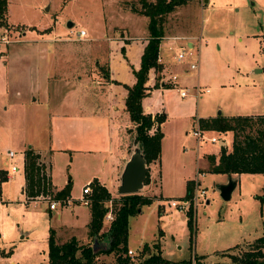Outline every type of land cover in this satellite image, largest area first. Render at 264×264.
I'll return each mask as SVG.
<instances>
[{
	"label": "rangeland",
	"instance_id": "374dc122",
	"mask_svg": "<svg viewBox=\"0 0 264 264\" xmlns=\"http://www.w3.org/2000/svg\"><path fill=\"white\" fill-rule=\"evenodd\" d=\"M7 4V26H0V166L10 171L13 163L18 164L20 169L13 181L20 182L23 163L19 144L26 136L32 135V126L40 122L36 120L46 116L48 109L52 113L66 111L68 115L77 111L73 105L74 92L66 96L68 103L59 108L52 104L47 107L38 105L35 112L31 106L8 105V101L15 98L16 90L26 100L27 90L36 81V59L29 54L37 52L42 44L49 49L63 51L72 48L83 52L84 61L78 64L72 59L82 55L76 57L65 52L58 57L61 65H58L56 73L63 76L66 95L68 86L76 80L74 76L84 73L82 69L77 73L74 71L82 62L88 69L97 58L95 71L99 80L101 74L106 73L107 65L106 61H100V64L98 55L106 56L107 43L119 36L148 37L149 18L139 12L140 0H7ZM164 17V37L158 53L170 66V75L186 72V83L177 80L180 85L188 87L190 93L200 89L203 95L190 109L189 97L186 100L180 98L171 85L165 86L168 88L165 97L159 95L167 106L160 161L156 165L162 179L157 178L156 194L151 193L152 187L140 190L153 200L130 216L127 244L134 249L132 259L135 261L148 252L156 251L154 245L158 242L163 255L174 262L172 264H193L194 254H207L209 261H214L211 264H229L231 258L221 250L236 244L229 251L241 253L263 233L264 173L232 175L209 170L204 153L219 150L221 144L212 143L208 137L219 135L209 129L205 131L197 150L196 137L192 133L196 127L193 119L216 115L219 110L223 115L264 111V0H187ZM68 21H73V25H68ZM80 27L86 29L85 38L75 36ZM187 35L200 37L195 38L193 51L199 56V73L186 70L192 55L179 61L176 49L169 47L168 41L174 36ZM185 42L186 39L179 40L177 45H185ZM6 55L10 59L4 64ZM258 68L260 70L255 71ZM156 75L160 76L159 84L164 75L160 71H156ZM9 81L10 89L6 93ZM206 88L209 91H205ZM182 109L193 113L181 116ZM152 128L154 130L156 125ZM125 132L127 149L131 152L135 146L134 131L127 128ZM222 138L230 145V134ZM8 149L16 151L13 158L8 156ZM69 152V149L60 150L54 155L53 180L60 185L67 172L72 175L74 172L76 177H71V191L77 194L82 188L86 158L76 157L70 168L67 161ZM196 175L201 179L200 188L205 190L206 196L203 202L193 203V225L189 226L186 209L173 207L170 201L182 198L187 180L196 178ZM230 177L237 178L238 183L231 197L224 199L219 193V185ZM0 181L4 190L7 187L4 183L7 185L8 181ZM6 194L2 191L0 195V264H47L48 228L55 225L42 212L49 203L48 199L40 200L37 206L26 205L17 186L10 190V196ZM53 194L51 190L48 197L55 198ZM120 194L117 193L116 197ZM107 204L110 208L115 206L110 200ZM61 206L58 205L57 209ZM107 213L101 230H106L112 219ZM70 219L71 216L62 223ZM72 223L76 225L73 232L80 238L78 241H83L86 234L92 237L88 230L85 232L87 227L82 218ZM61 228L62 234L55 233L57 242L64 241L63 228L68 230L69 224ZM99 237L95 243V250H98L96 260L113 261V252H100L108 244V238ZM145 243L149 249L142 252ZM261 261L264 263V256Z\"/></svg>",
	"mask_w": 264,
	"mask_h": 264
},
{
	"label": "crops",
	"instance_id": "0c3cea01",
	"mask_svg": "<svg viewBox=\"0 0 264 264\" xmlns=\"http://www.w3.org/2000/svg\"><path fill=\"white\" fill-rule=\"evenodd\" d=\"M42 37V36H41ZM183 39H186L189 45L192 47V52L196 46L195 38H200L199 36L187 35L181 36ZM147 36H119L116 40H110L107 43L106 47V56L99 54L98 61H106L108 76L105 73L101 74V78L97 79V58L93 61L92 67H86V63L82 62L74 71L76 73L82 69L84 73L78 74L74 76L76 78L75 82L71 83L68 86V92L65 95V87L62 83V74H57L56 70L58 65H61L59 62V55L63 56L65 52H70L71 55L76 57L81 56V58L72 59L73 63H80L84 61L83 52L77 51L76 49L67 48L66 50L60 51L56 48L49 49L45 48L43 44L41 48L35 52L30 53L29 56L36 59V81L33 85L29 87V92L27 94V99L24 100V96L21 95L19 90H16V96L13 100L8 101V105L11 106H20V107H47L49 105H54L56 108L64 106L65 103H68L66 96L74 92V100L73 105L74 108L77 109L76 112L68 115L65 113H61L59 111H55L52 113L50 109L47 110L46 116H43L39 123H35L32 127H34L33 133L30 137H25L23 142L19 144V148L22 150V172L23 175L21 177L20 182L13 181L15 178V174L19 171L20 167L16 170H8L6 167H1L0 170V180L3 179L8 181L7 185L4 183L5 187L3 190L2 181H0V195L2 191L7 193L6 195L10 196V190H12L15 186L19 188V193L21 194L24 203L26 205L33 204L37 206L40 203V200H46L40 197L28 199L25 195V183L26 180L24 178V150L27 147L32 146L36 152L40 154V162L46 164L48 180L51 183L52 191L56 192L61 189L68 181V178L71 179L74 175V179L76 174L74 172L73 175L70 172H67L66 177H63L61 184H55L53 180L54 167L56 164L53 162L54 155L58 153L60 150L66 151L70 150L68 157V167H72L74 164V159L79 157L86 158V171L84 175L81 177L83 179L82 188H80L77 194H74L70 189L69 194L64 199L54 198L59 200L61 203H58L54 208L49 206V203L46 207H43L42 212L44 211L47 216H49V220H52L55 225H50L54 229V233H60L61 227H64L69 224V229L66 230L63 228V233H65L64 241H67L71 236H76L73 232L76 228V225L72 222L74 220L83 219L85 222L86 230H88V222L91 219L90 208L88 203H83L82 197L84 194L82 193V189L85 183L90 182L93 178L99 180V182L103 183L110 191L113 197L117 196V188L120 183V173L121 170L128 158L130 151L127 149L128 143L125 142L127 140L126 130L127 128L132 131L134 125H132L129 119V112L125 107V97L127 95V89L123 85L128 84L131 85L135 81V76L132 71V68H138L140 65L141 54L143 51V47L147 42ZM126 39V41L124 40ZM173 40V39H172ZM169 40L168 42H171ZM70 44V43H69ZM123 48V51H122ZM89 54V53H88ZM192 55L190 58V62L194 60V58L198 57V64L196 68H191L190 65L187 66V71L190 72H198L199 73V56L196 53L188 54ZM160 62L162 65L161 72L164 76H162V80L159 84H156V71L152 67L150 71V76L145 83L147 89V95L142 99V107L146 113L152 114L158 112H164L167 115V106L164 105V102L159 98V95L165 97V93L168 88L165 86H173L179 97L186 100L189 97L190 107L194 101L197 100L198 97L202 96L197 94V89L192 90V93H188L187 96L182 97L179 93L180 88L183 87L178 83V81L182 83H186V72H179L173 75H170V66L166 63L160 53ZM101 58V59H100ZM10 57L5 56L4 64L9 61ZM184 60V59H183ZM66 61V60H64ZM182 61V60H181ZM1 62V61H0ZM69 62V61H67ZM100 62V64H101ZM63 63V60L61 61ZM92 68V69H91ZM11 70V67H10ZM260 70L255 69V71ZM58 71V70H57ZM87 71V72H86ZM154 73V74H153ZM57 74V76H55ZM100 75V73H99ZM174 76V77H173ZM170 79V80H168ZM178 80V81H177ZM117 81V82H114ZM9 83H6V93H9ZM209 89V88H208ZM194 91V92H193ZM209 91V90H206ZM5 92V90H4ZM73 97V96H72ZM192 99V101H191ZM37 109H35V112ZM64 112V111H63ZM264 112V111H263ZM51 113V114H50ZM193 112L189 110L185 111L184 109L180 110V115H191ZM221 113V110L217 112ZM262 113V112H260ZM260 113H242V114H260ZM226 115H235V114H226ZM179 116V117H181ZM207 116H213V114H208ZM201 116V117H207ZM200 117V116H199ZM196 119V118H195ZM195 119H193V123L195 124ZM166 120V119H165ZM165 120H163L161 124L164 126ZM44 124L42 125V123ZM39 124V125H37ZM156 124H154L155 126ZM218 133L219 136H224L225 134H230L232 139V132L226 131L225 133H219L215 130H211ZM163 132V130H162ZM134 133V132H133ZM67 137V138H65ZM65 138V139H64ZM70 141V142H69ZM197 141V150L199 140ZM161 142V140H160ZM29 143V144H28ZM232 143V140H231ZM230 145H227V140L225 141V146L230 149ZM162 147V146H161ZM221 148V147H220ZM219 150H207L204 153L205 164L208 168L209 162L208 158H206V154L213 153L216 156L218 155ZM8 151H12L8 149ZM14 153L12 156L8 154L10 158H13L16 155V151L13 150ZM161 154V150H160ZM159 157L154 161L147 164V169L149 172V177H151L150 181L144 183L142 188L148 189L152 187V194H156V186L158 185L157 178H161V172H157L156 165L160 161ZM203 157V158H204ZM72 164V165H71ZM199 169V168H198ZM200 170V169H199ZM199 172V171H198ZM235 175L237 173H231ZM241 174V173H238ZM197 176V175H196ZM199 177V176H198ZM200 178V177H199ZM72 180V179H71ZM77 180V179H76ZM156 181V182H155ZM157 183V184H155ZM238 183V182H237ZM91 186V185H90ZM236 187V186H235ZM139 192L141 193V191ZM63 201V202H62ZM58 205H62L61 209H57ZM57 209L55 212L53 210ZM71 216L72 219L67 221L66 223H62L64 220L68 219ZM58 227V228H57ZM48 228V231H49ZM101 230L100 232H102ZM23 236V235H22ZM49 237V236H48ZM77 239L78 236H76ZM83 241H79L81 243H86L90 241L91 244L97 243L100 237H91L87 236L82 238ZM61 241V242H64ZM129 246V245H128ZM161 246V245H160ZM130 249H133L129 246ZM140 248V246H139ZM161 248V247H160ZM141 249V248H140ZM162 249V248H161ZM134 250V249H133ZM138 252V251H137ZM163 254V253H162ZM203 255V260L209 264L213 263L210 259H208L207 254H199ZM172 261V260H171ZM15 263L14 261H12Z\"/></svg>",
	"mask_w": 264,
	"mask_h": 264
},
{
	"label": "trees",
	"instance_id": "16d2710c",
	"mask_svg": "<svg viewBox=\"0 0 264 264\" xmlns=\"http://www.w3.org/2000/svg\"><path fill=\"white\" fill-rule=\"evenodd\" d=\"M141 9L139 12L149 18L147 25L148 38L143 47L140 65L132 68L135 81L131 85L123 84L127 89L125 97V107L129 112V119L134 125V142L139 143L144 153L147 164L159 157L161 150V137L163 135L161 122L165 119L164 112L155 113L153 116L146 113L142 107V99L147 95L145 86L149 78L150 69L155 71L162 69L159 60V44L164 37V16L174 10L177 6L186 3L187 0H140ZM8 4L7 0H0V26H7ZM123 51V48H122ZM106 76L109 73L106 71ZM159 75H156L158 84ZM117 82V81H114ZM200 127L205 130H215L219 133L232 132V143L230 149L221 145L216 156L208 153V169L224 173H264V112L260 114H216L207 117L196 118ZM156 124L153 132L150 130ZM207 169V170H208ZM145 183L149 181L147 170ZM24 178L26 198L32 199L39 195H49L51 193V183L48 180L46 164L40 162V154L32 146L24 150ZM91 190L87 194L89 197V208L91 219L88 222V232L92 237H106L108 244L100 250L102 253H114L113 261H98L96 257L98 251L93 250L90 241L81 243L76 236H71L67 241L57 242L54 229L49 228L48 237V263L47 264H172L170 259L162 254L159 243L154 245L156 251L148 252L137 261L128 254L129 218L135 215L140 206L149 204L153 200L151 196L142 193L120 194V197H113L109 189L98 179L90 181ZM195 186V178H190L186 183V191L183 197L191 198ZM71 189V179L53 196L64 199ZM115 204L110 208L107 201ZM113 212L106 230L100 232L103 226L104 217L107 211ZM187 213V223L193 225V204L185 210ZM264 228V226H263ZM236 244L230 245L228 249L221 250L231 258L229 264H264L261 258L264 256V230L256 237L251 247L241 253L230 252L229 249ZM145 243L143 250L149 249ZM141 253V252H140ZM193 264H209L203 260V255L194 254ZM180 261V263H183Z\"/></svg>",
	"mask_w": 264,
	"mask_h": 264
},
{
	"label": "built area",
	"instance_id": "2783aa9c",
	"mask_svg": "<svg viewBox=\"0 0 264 264\" xmlns=\"http://www.w3.org/2000/svg\"><path fill=\"white\" fill-rule=\"evenodd\" d=\"M86 33H87L86 29L83 28V27H80V29H78L75 32V36H77L79 39L80 38H85ZM179 40H183V37L174 36L173 40L170 42L169 47L176 49V53H177L176 54V59L181 61L185 57H187L188 54H192L193 52H192V47H191V45L188 44V42H185V45H179V44L177 45V41H179ZM159 59H160V57H159ZM197 64H198V57L196 56L194 58V60L192 62H190L189 65H190L191 68H196ZM206 90H209V89L206 88ZM179 93H180V95L182 97H185V96L188 95L189 89L180 88ZM201 93H202L201 90L197 89V94L200 95ZM195 123H196V127H194V129L192 130L193 135L198 140L199 139H204V132L207 131V130L202 129L196 119H195ZM150 131L153 132L154 131L153 128ZM208 140H210L212 143H215V142L220 143L221 145H224L225 141H226L221 136H215V135H211L210 137H208ZM13 153H14V151H9V155L10 156H12ZM16 169H18V166H17L16 163H13V165L11 166V170L13 171V170H16ZM200 184H201V179L197 176L195 178V186L196 187L194 186L195 189H193V193H192L193 195L191 196V198H186V197H182L180 199L173 198L170 201V205L173 206V207L177 206L179 209H187L190 206L191 202H192V204L194 203V205H196L197 202H203L204 199H205L206 194H205V190L203 188H200ZM90 190H91L90 182L85 183L84 187L82 189V193L84 194V196L81 198L84 204L85 203L89 204V200L90 199H89L87 194L90 192ZM37 197H40V198H43V199H46V200L48 199L49 206L51 208H54L58 203H61L57 199H54V198L52 199V198L48 197V195H39ZM107 214H109V216H111V218H113V214H111L110 211ZM128 254L131 255V257H133L134 256V250L128 248Z\"/></svg>",
	"mask_w": 264,
	"mask_h": 264
},
{
	"label": "water",
	"instance_id": "95a60500",
	"mask_svg": "<svg viewBox=\"0 0 264 264\" xmlns=\"http://www.w3.org/2000/svg\"><path fill=\"white\" fill-rule=\"evenodd\" d=\"M68 25H73V21H68ZM147 170V161L145 160L144 153L139 143L136 142L121 170L117 193H138L145 183ZM237 182V178L230 177L228 181L219 185V193L224 199L231 197V192L237 185ZM92 246L93 250H95V243Z\"/></svg>",
	"mask_w": 264,
	"mask_h": 264
}]
</instances>
